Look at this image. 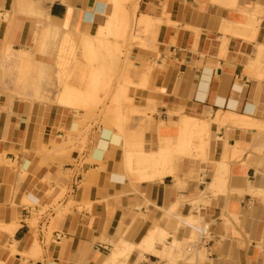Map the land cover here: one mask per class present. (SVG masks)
I'll return each mask as SVG.
<instances>
[{
  "label": "crops",
  "instance_id": "1",
  "mask_svg": "<svg viewBox=\"0 0 264 264\" xmlns=\"http://www.w3.org/2000/svg\"><path fill=\"white\" fill-rule=\"evenodd\" d=\"M107 1L0 0V264H264V0H138L130 111L147 118L130 116L128 140L100 126L84 143L56 51L104 26ZM8 63L36 101L7 88ZM186 137L160 181L128 163ZM197 223L213 237L193 249Z\"/></svg>",
  "mask_w": 264,
  "mask_h": 264
},
{
  "label": "rangeland",
  "instance_id": "2",
  "mask_svg": "<svg viewBox=\"0 0 264 264\" xmlns=\"http://www.w3.org/2000/svg\"><path fill=\"white\" fill-rule=\"evenodd\" d=\"M109 1L110 0L107 1L108 4ZM117 1L120 9L122 10L125 9V11L126 9L127 11L129 10L131 0H117ZM134 2H138V0H134ZM128 15L132 16L130 10L128 11ZM130 17H129V23H130V27L132 28L129 30V35L124 38L122 37L121 33L118 30H116V28L113 26H110L107 30H105L103 34L104 36L99 35L96 32L97 30L95 31L94 34H92L93 36L92 44L94 47V51L96 52V57H98L97 53H99L102 48V47L100 48V40H102L101 42V44L103 43L102 46L105 47L102 48V50L105 51L110 50L109 51L110 53H106L102 51L104 53L102 54L100 52L101 55H99V57L103 55L102 58H99L100 60L98 58L84 59L82 57L83 53L81 51V48L78 47V49L76 48L75 51L76 57L73 58L74 61L73 59H71L72 62L69 61L68 66H66L65 72H62V74L64 73L63 75L66 76L69 80H71L72 77L80 79L78 80V85H77L78 87L77 91L80 94L78 99L79 100L81 99L80 102H82L83 105L82 110L85 111H80L75 113L82 125H88L87 128L88 134L85 137L84 136L82 137V141L84 143L87 142L90 139V137L97 136L95 134V128L100 126L105 127L106 128L105 130L111 132L114 131L117 135H120L125 140H128L124 135L129 125L130 116L137 115L145 119L147 118L146 113H141L139 111H133V110L130 111V108L134 106V100L129 96L130 89L132 87H135L133 82L130 81L131 71L134 70V66H133L134 64L131 62V57L133 50L136 47L144 46V41L138 39V35L141 38L140 31H138L137 28L135 29L136 19L131 20L132 17L131 19ZM85 33L88 34V32ZM135 33L136 34L138 33V35H136ZM60 39H62V37L57 38V41L59 42ZM34 48L35 45L34 47L27 50L28 53L32 54ZM105 53L107 55L110 54L109 57L107 55L106 57H104ZM103 57L106 59L108 57L111 61L109 59L106 60ZM54 66H55L54 67L55 70L58 71V76H61V72L59 71V66L56 65ZM1 71L3 76V81L7 82V88L12 87V93L15 97L22 100H31L26 98L25 96L26 92L23 91L22 85L20 83V76L24 75V73L29 71V69L20 65L15 66L8 63L3 66V70ZM81 83L82 84L85 83V84L82 85ZM58 84H60L59 78H58ZM87 86L88 88H86ZM81 87L83 90L81 89ZM87 91H91L90 92L91 96L88 95L89 92L86 93ZM36 99L38 98L36 97ZM31 101H36V100H31ZM38 101H40L41 103L48 102L46 100H41V99H38ZM202 136L209 138V136H206L205 133ZM194 139L195 138L191 139L192 142L190 144L189 149L187 150L189 153L192 150ZM200 140L203 141V139ZM169 143L171 148L177 147L178 138L176 139V141L169 140ZM138 145L140 147L143 146V144H138ZM207 147L208 146H206V148ZM169 165H167L165 169H167ZM199 225L200 223L195 224V226H199ZM195 238H197V236Z\"/></svg>",
  "mask_w": 264,
  "mask_h": 264
},
{
  "label": "bare ground",
  "instance_id": "3",
  "mask_svg": "<svg viewBox=\"0 0 264 264\" xmlns=\"http://www.w3.org/2000/svg\"><path fill=\"white\" fill-rule=\"evenodd\" d=\"M118 1L117 0H110L109 1V4L112 8H113V12L112 14H110L109 16H107V20H106V23L104 24V26H97L96 28V32L99 34V35H103L105 30H107L110 26H113L116 28V30H118L122 37H126L129 35V30L132 28L130 27V23H129V16L128 15V11L130 10L131 13H132V19L130 17L131 20L135 19V11L137 9V4L138 2H134V0H131L130 2V7H129V10L125 11L120 9V7L118 6ZM132 4V5H131ZM97 11L100 12V9H97ZM92 16V15H91ZM90 19V18H89ZM130 20V21H131ZM91 21V20H90ZM252 24H255V23H252ZM112 27V28H113ZM43 28V27H42ZM115 30V29H114ZM110 31V30H109ZM119 33V35H120ZM53 35V34H52ZM57 36V35H56ZM104 36V35H103ZM55 37V36H54ZM92 34H90V32L87 34L85 32H66L64 34V37L63 39L61 40V43L56 51L57 55H56V60H57V66H59V71L61 72V76H58L59 78V88L61 89L60 91V95L58 96V103L60 106H63L65 108H70V109H75V110H82L83 109V105H82V102H80V100L78 99V97L80 96L79 92L77 91L78 87V80L80 79H77V78H71V80H69L66 76H64L62 74V72H65L66 70V66H68V62L72 60L75 56V51H76V48L78 49V47L81 48V51L83 53L82 57L85 59L89 58V59H99V58H102V56L99 57V55L104 54L103 52H106V53H110L109 51H105V50H102V48H105L103 45V43L101 44L102 40H100V48H101V53H97V56L96 57V52L94 51V47H93V42H92ZM107 47V46H106ZM110 48V47H109ZM107 50V49H106ZM103 51V52H102ZM105 53V56L106 57V54ZM110 54H108L107 56L109 57ZM103 57V58H104ZM107 57V59H109ZM113 57V56H112ZM88 59V60H89ZM106 59V58H104ZM106 59V60H107ZM115 59V58H114ZM100 60V59H99ZM110 60V59H109ZM54 61V60H53ZM74 61V59H73ZM93 61V60H92ZM102 61V60H101ZM111 61V60H110ZM76 62V61H75ZM104 62V61H103ZM102 62V63H103ZM89 63V62H88ZM52 64V63H51ZM101 64V63H100ZM111 64V63H110ZM52 66V65H51ZM50 66V67H51ZM103 66V64H102ZM78 67V66H77ZM52 68V67H51ZM105 68V67H104ZM56 73V72H55ZM83 78V76H82ZM90 78V77H89ZM86 82V81H85ZM82 84V83H81ZM85 84V83H84ZM82 84V85H84ZM92 84V83H91ZM137 86V85H136ZM140 87V86H139ZM88 88V86L86 87ZM92 88V87H91ZM82 89V87H81ZM85 89V88H84ZM83 90V89H82ZM86 91V90H84ZM89 92V93H88ZM90 92L91 91H87L86 93H88V95H90ZM81 93V92H80ZM77 94V95H76ZM82 94V93H81ZM83 96V95H82ZM85 96V95H84ZM87 96V95H86ZM91 96V95H90ZM82 98V97H81ZM83 99V98H82ZM83 101V100H82ZM86 103V101H85ZM173 115V114H172ZM178 116V115H177ZM172 117V116H171ZM174 118V117H173ZM179 119V118H178ZM172 120H175V119H172ZM181 120L184 122V132H185V135H189L190 137H193L194 135H199L198 136H202L204 135V133L206 132V126L204 123H199L195 120H191V119H188V118H185V117H182ZM172 123V122H171ZM189 133V134H188ZM206 134V133H205ZM188 137V136H187ZM186 137V138H187ZM188 139V138H187ZM185 140V139H184ZM189 140V139H188ZM182 142V141H181ZM190 144H191V141L189 140V143L185 140L183 141L182 144H180V146L178 148H174L173 150H162L160 147H159V150L157 151H154V152H146V151H142V152H139L138 153H135V154H138L137 156V159L135 160V162H133V158H131V153L128 152V155H129V161H128V158H127V161L129 163L130 166H132V164H138V166H140L141 170L142 168H144V170L148 169L147 172L143 173V171L141 172V174H145L143 175L141 178H139L141 181H144V182H154V181H157V180H161L163 179L165 176L167 175H172L173 174V171L172 170H166L165 167L167 165H169L171 163V160L174 156H177L178 154H180L181 152L183 151H186L188 150V148L190 147ZM125 147V146H124ZM122 148V147H121ZM202 150V149H201ZM130 153V154H129ZM126 154V153H125ZM127 155V154H126ZM136 157V155H135ZM128 165V166H129ZM129 166V167H130ZM128 167V168H129ZM169 168V167H168ZM130 170V169H129ZM128 170V171H129ZM138 170H139V167H138ZM145 170V171H146ZM140 171V170H139ZM138 174V173H137ZM139 174V175H141ZM174 214V213H173ZM175 215V214H174ZM191 222V221H189ZM191 226H192V223H189ZM152 232V231H151ZM154 233V232H153ZM193 234V233H192ZM156 235V234H155ZM195 235V234H193ZM150 236V235H149ZM153 236V235H151ZM196 237V236H195ZM151 238V237H150ZM156 238V237H155ZM154 238V239H155ZM194 238V236H193ZM153 239V240H154ZM196 239V238H194ZM147 240V239H146ZM152 240V238H151ZM151 240L149 239L148 241L144 242L142 246H140L139 248H144V246H147L149 244H151ZM151 242V243H150ZM124 248H127L128 251L132 250L133 247L132 246H129L128 244L125 245L123 244ZM138 248V247H137ZM145 248H148V247H145ZM150 248V247H149ZM151 250V248H150ZM147 251V249H146ZM149 251V249H148ZM147 251V252H148ZM127 252V251H126ZM173 252V251H172ZM130 253V252H129ZM128 253V254H129ZM122 255V254H121ZM118 256V255H117ZM120 257V256H119ZM173 257V256H172ZM115 258V257H114ZM113 258V259H114ZM117 260V258H115ZM115 260V261H116ZM109 261V260H108ZM173 261V260H171ZM111 262V261H110ZM113 262V261H112ZM114 264V263H113Z\"/></svg>",
  "mask_w": 264,
  "mask_h": 264
},
{
  "label": "built area",
  "instance_id": "4",
  "mask_svg": "<svg viewBox=\"0 0 264 264\" xmlns=\"http://www.w3.org/2000/svg\"><path fill=\"white\" fill-rule=\"evenodd\" d=\"M194 231L197 234L195 242H191V248L195 249L199 246L207 247L212 242L213 231L212 226L208 223H203L199 226H194Z\"/></svg>",
  "mask_w": 264,
  "mask_h": 264
}]
</instances>
